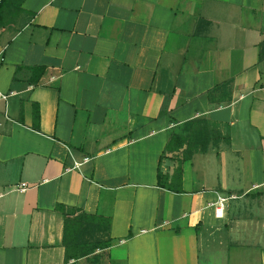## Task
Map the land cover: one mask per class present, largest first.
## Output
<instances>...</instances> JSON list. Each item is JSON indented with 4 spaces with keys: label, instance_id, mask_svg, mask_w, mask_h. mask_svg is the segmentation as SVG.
<instances>
[{
    "label": "crops",
    "instance_id": "obj_1",
    "mask_svg": "<svg viewBox=\"0 0 264 264\" xmlns=\"http://www.w3.org/2000/svg\"><path fill=\"white\" fill-rule=\"evenodd\" d=\"M263 42L264 0H24L0 21V264H65L58 204L111 218L78 264H264ZM196 118L212 143L160 187Z\"/></svg>",
    "mask_w": 264,
    "mask_h": 264
},
{
    "label": "trees",
    "instance_id": "obj_2",
    "mask_svg": "<svg viewBox=\"0 0 264 264\" xmlns=\"http://www.w3.org/2000/svg\"><path fill=\"white\" fill-rule=\"evenodd\" d=\"M23 2L24 0H0V21L4 23L3 14L6 10H13L11 15L14 16L21 9ZM260 58L264 59V42L261 45ZM31 69L33 75L30 82L36 85L40 82L45 67L35 66ZM229 84L230 81L210 90L211 99L215 93L225 89ZM33 128L40 129V111L37 104L34 106ZM212 141L213 138L206 119L196 118L180 124L178 130L171 132L163 153V159L172 155L171 158L177 159L179 164L171 177L168 173H163L160 163L158 185L168 190L181 191L178 185H181L182 180V163L195 153L206 152ZM56 209L65 217L63 236L65 264H78L80 259L95 254L97 250H105L112 246L111 218L87 213L79 208L62 204H58Z\"/></svg>",
    "mask_w": 264,
    "mask_h": 264
},
{
    "label": "rangeland",
    "instance_id": "obj_3",
    "mask_svg": "<svg viewBox=\"0 0 264 264\" xmlns=\"http://www.w3.org/2000/svg\"><path fill=\"white\" fill-rule=\"evenodd\" d=\"M12 11H13V10H6V11L4 12V14H3L4 23L1 21V23H2L3 25L8 24V23L14 18L15 15H14V16L11 15V12H12ZM165 159H167V157H166ZM173 160L178 162L177 159H173ZM178 164H179V162H178ZM96 252H99V250H97ZM96 252H95V253H96ZM93 257H95V256H93Z\"/></svg>",
    "mask_w": 264,
    "mask_h": 264
},
{
    "label": "built area",
    "instance_id": "obj_4",
    "mask_svg": "<svg viewBox=\"0 0 264 264\" xmlns=\"http://www.w3.org/2000/svg\"><path fill=\"white\" fill-rule=\"evenodd\" d=\"M27 188H28V185H27L26 183H22V184L18 187V189H20L21 191H24V190H26ZM223 212H224L223 203H221V204L218 206L217 210H216V214H217L218 216H222V215H223Z\"/></svg>",
    "mask_w": 264,
    "mask_h": 264
}]
</instances>
